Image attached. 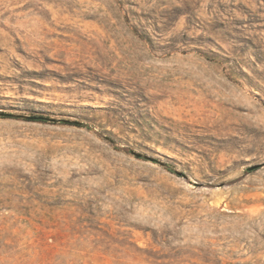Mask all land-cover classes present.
Listing matches in <instances>:
<instances>
[{"label":"rangeland","instance_id":"rangeland-1","mask_svg":"<svg viewBox=\"0 0 264 264\" xmlns=\"http://www.w3.org/2000/svg\"><path fill=\"white\" fill-rule=\"evenodd\" d=\"M0 264H264V0H0Z\"/></svg>","mask_w":264,"mask_h":264},{"label":"trees","instance_id":"trees-1","mask_svg":"<svg viewBox=\"0 0 264 264\" xmlns=\"http://www.w3.org/2000/svg\"><path fill=\"white\" fill-rule=\"evenodd\" d=\"M26 118L34 120V121H38V122H46V121L49 120V118H47L45 116H27ZM54 121H56V122H67V123H74V124H77V125H82L79 122H69L67 120H54Z\"/></svg>","mask_w":264,"mask_h":264},{"label":"water","instance_id":"water-1","mask_svg":"<svg viewBox=\"0 0 264 264\" xmlns=\"http://www.w3.org/2000/svg\"><path fill=\"white\" fill-rule=\"evenodd\" d=\"M134 155L137 156V157H142L143 156L142 154L136 153V152L134 153ZM255 167H257V166H255ZM179 174H182V173L179 172Z\"/></svg>","mask_w":264,"mask_h":264}]
</instances>
